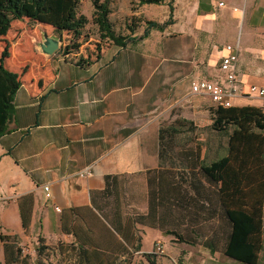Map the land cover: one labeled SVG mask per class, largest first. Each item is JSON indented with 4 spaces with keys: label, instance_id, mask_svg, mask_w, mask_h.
I'll use <instances>...</instances> for the list:
<instances>
[{
    "label": "crops",
    "instance_id": "0c3cea01",
    "mask_svg": "<svg viewBox=\"0 0 264 264\" xmlns=\"http://www.w3.org/2000/svg\"><path fill=\"white\" fill-rule=\"evenodd\" d=\"M169 1L112 0L109 18L122 34L137 38L146 21L162 24L124 46L102 43L97 50L98 30L91 22L79 47L67 54L41 51L45 35L60 45L71 38L48 24L35 23L17 35L12 32L26 20L16 19L0 38L9 43L5 66L21 80L9 130L0 135V232L16 235L25 253L42 239L46 247L36 254L41 262L145 263L160 238L166 254L157 264L177 258L184 264H247L204 246H172L169 235L133 222L104 193L108 178L115 182L113 192L119 184L125 194V180L160 168L158 129L172 111L174 120L185 118L188 104L211 109L220 121V106L192 92L190 84L202 78L225 83L219 61L226 43L238 45L236 84L242 94L232 105H263L245 93L249 85L264 86V0H172V11ZM131 16L141 18L133 31L126 25ZM85 166L88 177L78 174ZM258 264H264V247Z\"/></svg>",
    "mask_w": 264,
    "mask_h": 264
},
{
    "label": "trees",
    "instance_id": "16d2710c",
    "mask_svg": "<svg viewBox=\"0 0 264 264\" xmlns=\"http://www.w3.org/2000/svg\"><path fill=\"white\" fill-rule=\"evenodd\" d=\"M162 1L164 0H137V3ZM80 2L81 0H0V36L8 32L11 22L16 19L48 24L58 33H68L71 36L70 42H77L66 51L58 48V52L67 54L79 47L78 40L82 36H87L83 30L89 22L97 26L99 35V41L95 44L97 50L102 43L124 46L127 42L146 37L152 27L162 28L160 23L146 21L143 33L134 38L115 30L114 23L109 18L112 0H91L90 18L79 11ZM169 6L172 11V0L169 1ZM136 19L134 16L129 18L126 25L130 31L137 26ZM9 53V45L5 44L0 51V135L9 130L14 95L21 84L20 74L5 66ZM85 62L86 60L82 58L77 60L79 65ZM218 119L224 123L221 131L227 137L226 153L206 163L204 156H201V145L197 142L193 149L185 150L189 155L188 160L181 161L182 168L186 171L181 183L186 181L188 186L184 196L185 206L188 203L201 208L199 209L201 212L188 210L187 215L190 222L195 225L193 232L204 237L201 245L212 252L220 251L240 262L258 264L260 252L264 247V109L249 104L220 107ZM186 123L192 125V122L185 118H177L168 125L159 127L160 167L163 166V158L171 150V143H175V136L179 131L176 124L181 126ZM201 177L214 185L212 189L206 190L204 195L199 191L204 188ZM181 183L171 182L169 186L175 189V186ZM165 185L167 184L157 179V185L153 186L152 195L160 202L166 197ZM114 187L115 182H110L108 178L104 189L106 196L113 194ZM173 201L183 206L177 198ZM212 221L217 226L213 227V224L208 232L204 233L203 224ZM114 227L124 238H129L130 234L125 229L115 223ZM163 232L166 235H173L176 241L192 245L195 243L194 240L186 239L182 232L176 230ZM0 242L4 264H17L21 259V246L16 235L0 232ZM41 242L42 239L39 240L36 249L38 255H41L46 247ZM145 257L147 264H157L160 255L149 252ZM170 264L174 263L171 261ZM175 264L184 263L181 258H177Z\"/></svg>",
    "mask_w": 264,
    "mask_h": 264
},
{
    "label": "rangeland",
    "instance_id": "374dc122",
    "mask_svg": "<svg viewBox=\"0 0 264 264\" xmlns=\"http://www.w3.org/2000/svg\"><path fill=\"white\" fill-rule=\"evenodd\" d=\"M91 6L92 5L89 0H81L79 11L87 16H91ZM24 20H26V22L22 23L20 27H16L17 30L15 29L12 34L18 35L24 29H34L33 25L35 22L28 21L27 19ZM137 20L140 21L141 18L137 17ZM0 38L2 37L0 36ZM76 43V41H68L66 45H60V49L62 51H66L68 47H72ZM5 44L9 45L8 39H0V45L2 48ZM249 99L258 100L259 98L257 99L256 97H252ZM260 100L263 105H260L259 107L264 109V101L262 99ZM178 110L179 111L177 113L181 114L182 107H178ZM183 110V114H186L187 116L185 118L191 121L192 125L186 123L180 126V124H176L179 131L176 133L175 143H171V150L163 158V166L145 174L142 173L132 176L129 182L128 180H125L124 182L126 184L124 186H127L129 189L125 194H121V191L117 188L119 184H116V189L113 194L109 196L108 201L109 205L114 203L116 204L115 206H120V204L124 206V209L129 213V217L133 219V222L153 227L162 234H164V230H176L182 232L186 239L194 240L195 243L193 246L197 247L203 246L201 244L204 241V237L203 235L200 236L193 232L195 225L190 222L187 211L198 210L201 212V210H199L201 208L188 203L185 206L184 196H186L185 192L186 189L188 191V186L186 181L181 183L183 176L184 178L186 176V171L182 168L181 161L188 160L189 155L185 152V150L188 148L193 149L197 142L201 145V156H204L206 163L216 159L226 153L225 146L227 137L225 133L221 131V129L224 128V123L214 119L211 109L206 108V110L203 109L201 111L199 107L195 108V106L186 104V106L183 107ZM174 113L175 111H172L170 120L163 122V125H168L174 121ZM228 130L230 131V127ZM157 179L167 184L165 185L166 197L162 202L154 198L152 195L153 186L157 185ZM187 180H189V178ZM201 181L203 182L204 188L199 189V191L202 195H204L206 190L208 191V189H212L214 185L204 177H201ZM171 182H179L181 184L175 186L177 188L176 190V188L172 189L171 186H169ZM171 198H177L183 206L173 203L174 199ZM108 217L111 218L110 215ZM212 225L213 227L217 226L216 223H213V221L203 224V232H208ZM168 237L170 238L169 240L172 246L175 245V243H182L180 241H176L173 235H169ZM0 250H2L1 242ZM25 252L27 251H24L21 248V259L17 264H62L55 259L52 261L43 260L41 262V259L38 260V257L36 256L35 249L30 253ZM165 254L166 248L165 252L160 255V257ZM173 260L175 259H172L171 261ZM0 264H4V262H0ZM137 264L147 263L139 262Z\"/></svg>",
    "mask_w": 264,
    "mask_h": 264
},
{
    "label": "built area",
    "instance_id": "2783aa9c",
    "mask_svg": "<svg viewBox=\"0 0 264 264\" xmlns=\"http://www.w3.org/2000/svg\"><path fill=\"white\" fill-rule=\"evenodd\" d=\"M223 2H219L222 5ZM225 53L222 54L219 61V68L224 73L225 83L221 84L209 79H197L191 82L190 89L194 93L206 94L213 102L217 103L220 107L232 106V100L235 96L242 94V91L236 84L237 69L236 63L238 59V45L226 43L224 45ZM244 93V92H243ZM246 95L256 97L264 100V86L261 85H249L246 90ZM80 176H90L91 170L89 166L83 167L79 170ZM45 198L50 197L49 186L45 184L43 186ZM59 210L57 206L54 207ZM158 255H162L165 252V246L162 239L158 238L153 243L152 251ZM174 264L175 260L172 261Z\"/></svg>",
    "mask_w": 264,
    "mask_h": 264
},
{
    "label": "water",
    "instance_id": "95a60500",
    "mask_svg": "<svg viewBox=\"0 0 264 264\" xmlns=\"http://www.w3.org/2000/svg\"><path fill=\"white\" fill-rule=\"evenodd\" d=\"M59 45L60 40L58 38L45 35L39 47L43 53L52 54L59 48Z\"/></svg>",
    "mask_w": 264,
    "mask_h": 264
}]
</instances>
